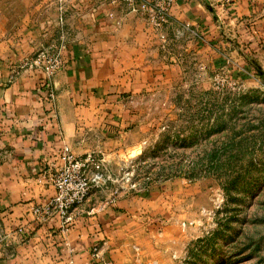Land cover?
I'll return each instance as SVG.
<instances>
[{"label":"crops","instance_id":"obj_1","mask_svg":"<svg viewBox=\"0 0 264 264\" xmlns=\"http://www.w3.org/2000/svg\"><path fill=\"white\" fill-rule=\"evenodd\" d=\"M115 1L78 0L67 11L72 35L51 78V109L39 93L43 71L26 62L57 40L53 2L0 0V264L131 262L117 248L128 223L122 204L85 199L68 221L32 212L53 194L60 144L118 159L153 126L151 101L190 67L240 64L264 47V0H175L162 33L131 14L116 24Z\"/></svg>","mask_w":264,"mask_h":264},{"label":"rangeland","instance_id":"obj_2","mask_svg":"<svg viewBox=\"0 0 264 264\" xmlns=\"http://www.w3.org/2000/svg\"><path fill=\"white\" fill-rule=\"evenodd\" d=\"M52 2L58 34L60 4ZM118 2L112 17L122 21L130 13ZM77 3L62 2L68 35L66 13ZM258 48L243 64L221 63L210 72L190 67L146 108L153 126L143 139L118 159L104 157L103 177L86 202L128 209L117 236V248L131 256L123 264H264V47Z\"/></svg>","mask_w":264,"mask_h":264},{"label":"built area","instance_id":"obj_3","mask_svg":"<svg viewBox=\"0 0 264 264\" xmlns=\"http://www.w3.org/2000/svg\"><path fill=\"white\" fill-rule=\"evenodd\" d=\"M58 23L59 31L57 40L49 44L47 49L41 48L27 65L39 67L44 73V80L39 87V93L43 96L50 108L55 107V88L52 85V75L64 65L65 53L68 50V33L62 27L64 9L62 2L58 0ZM127 10L133 16L142 19L154 30L162 33L170 19V11L175 0H121ZM108 15L112 17L113 13ZM120 19L116 18L115 23L119 24ZM184 27H186L184 25ZM178 35L181 31L176 32ZM161 37L163 35L161 34ZM60 133V132H59ZM104 156L98 151L85 152L81 155L75 154L70 146L62 142L58 150V160L48 175L53 186V194L45 203L34 204L32 212L55 213L63 221L70 219V212L78 204L85 201L91 187L97 185L103 177ZM103 264H111L105 261Z\"/></svg>","mask_w":264,"mask_h":264}]
</instances>
